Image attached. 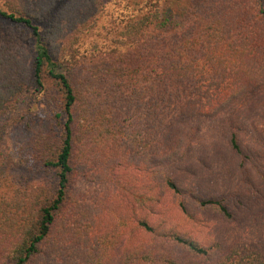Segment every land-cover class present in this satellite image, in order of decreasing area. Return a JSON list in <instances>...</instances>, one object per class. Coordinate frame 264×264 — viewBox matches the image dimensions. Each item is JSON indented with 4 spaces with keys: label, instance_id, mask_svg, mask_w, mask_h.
Segmentation results:
<instances>
[{
    "label": "trees",
    "instance_id": "1",
    "mask_svg": "<svg viewBox=\"0 0 264 264\" xmlns=\"http://www.w3.org/2000/svg\"><path fill=\"white\" fill-rule=\"evenodd\" d=\"M1 1L0 264H264V0Z\"/></svg>",
    "mask_w": 264,
    "mask_h": 264
},
{
    "label": "rangeland",
    "instance_id": "2",
    "mask_svg": "<svg viewBox=\"0 0 264 264\" xmlns=\"http://www.w3.org/2000/svg\"><path fill=\"white\" fill-rule=\"evenodd\" d=\"M102 1L104 2V11L96 27H94L92 32L84 38V43L86 44H94L96 46H100L103 43H108V37L106 38L103 33L108 24L113 20L115 16L114 10L119 9L123 1H129V3L136 7H138L142 2V0ZM0 8H2L1 0ZM26 113L27 100L23 103H20L18 108L14 110L10 115L0 117V184L2 182L4 183L5 181L11 182L18 179H32L35 177V171H33L32 169L33 164L28 163L25 160L26 158L24 156V153L26 151L22 150L26 146L24 133L27 132L18 127L19 125H21V123H25L27 121L25 119V117L27 116ZM37 125L38 121L35 119L34 127H37Z\"/></svg>",
    "mask_w": 264,
    "mask_h": 264
}]
</instances>
